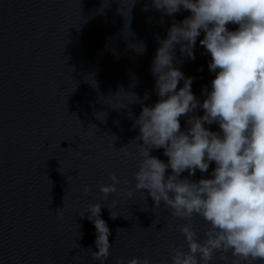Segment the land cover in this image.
Listing matches in <instances>:
<instances>
[{
  "label": "water",
  "instance_id": "1",
  "mask_svg": "<svg viewBox=\"0 0 264 264\" xmlns=\"http://www.w3.org/2000/svg\"><path fill=\"white\" fill-rule=\"evenodd\" d=\"M133 2L0 0V264H100L91 256V250H98L94 224L87 212L79 215L97 202L111 232L104 264H116L118 258L126 264L133 257L171 264L173 248L183 245L187 251L179 231L186 221L174 219L163 203L152 209L147 191L135 190L136 146H128L129 156L118 149L139 134L132 125L142 105L159 99L152 74L157 37L166 38L172 23L190 12L169 17L152 8L151 0ZM203 35L194 60L176 47V66L193 78L191 90L201 102L215 77L208 68L210 54L199 44ZM140 44L146 46L143 53ZM97 112L107 113L105 122L96 118ZM194 114L203 115V110ZM186 120L181 117V130L188 127ZM205 126L219 131L218 124ZM163 151L151 155L167 163ZM214 167L207 173L197 170L190 179L211 178ZM110 174L121 184L105 198L100 185L111 183ZM125 180L130 183L124 185ZM126 189L133 191L131 198ZM109 208L119 215L116 219L110 218ZM193 224L203 242L209 225L199 217ZM219 257L216 253L211 264H232L231 257Z\"/></svg>",
  "mask_w": 264,
  "mask_h": 264
},
{
  "label": "clouds",
  "instance_id": "2",
  "mask_svg": "<svg viewBox=\"0 0 264 264\" xmlns=\"http://www.w3.org/2000/svg\"><path fill=\"white\" fill-rule=\"evenodd\" d=\"M151 7L169 17L181 11L190 15L174 21L166 38L157 37L160 46L152 61V74L159 99L152 106L142 105L132 125L139 128V134L118 149L129 156L128 146L137 148L140 160L134 173L135 190L147 191L154 202L152 209L163 203L174 219L186 221L179 231L187 251L183 245L173 248L171 264H211L216 253L222 261L231 257L232 264L264 262V0H151ZM229 24L237 27L229 30ZM202 32L199 44L210 54L208 68L215 77L211 90H203L201 102L191 90L193 78L185 77L176 66V47L179 45L182 56L194 60ZM145 50L140 44L138 52ZM180 81L182 87H178ZM148 98L145 94L144 99ZM198 109L203 115L194 114ZM94 115L106 121V112ZM181 117H187L185 130H181ZM212 124H218L219 131L205 126ZM90 127L99 131L95 125ZM111 137L114 146L116 137ZM159 149L164 150L167 163L151 155ZM212 163L211 178L190 179L197 170L207 173ZM186 171L188 176L182 177ZM109 180L111 183L100 185L105 198L121 184L115 174ZM89 191L85 186L84 193ZM126 195L131 198L133 191L126 189ZM102 206L90 204L79 214L83 218L87 212L94 224L98 250H90L92 259L100 264L108 259L111 248ZM60 209L55 212L58 218H62ZM109 210L111 219L119 216ZM196 217L209 225L203 242L193 224ZM116 264L125 262L118 258ZM126 264H151V260L133 257Z\"/></svg>",
  "mask_w": 264,
  "mask_h": 264
}]
</instances>
